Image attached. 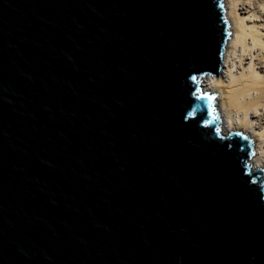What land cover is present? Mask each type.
I'll return each mask as SVG.
<instances>
[{
	"label": "water",
	"instance_id": "1",
	"mask_svg": "<svg viewBox=\"0 0 264 264\" xmlns=\"http://www.w3.org/2000/svg\"><path fill=\"white\" fill-rule=\"evenodd\" d=\"M229 34L222 0H0V264H264L200 86Z\"/></svg>",
	"mask_w": 264,
	"mask_h": 264
},
{
	"label": "bare ground",
	"instance_id": "2",
	"mask_svg": "<svg viewBox=\"0 0 264 264\" xmlns=\"http://www.w3.org/2000/svg\"><path fill=\"white\" fill-rule=\"evenodd\" d=\"M225 1L232 35L218 78L201 77L203 90L219 93L226 119L222 135L253 130L258 145L256 163L250 168L254 172L264 165V0Z\"/></svg>",
	"mask_w": 264,
	"mask_h": 264
},
{
	"label": "rangeland",
	"instance_id": "3",
	"mask_svg": "<svg viewBox=\"0 0 264 264\" xmlns=\"http://www.w3.org/2000/svg\"><path fill=\"white\" fill-rule=\"evenodd\" d=\"M222 5H223V10H224V13H225V17H226V20H227V22H228V25H229V30H230V34L232 35V33H231V21L228 19V17H227V15H226V12H227V5H226V1L225 0H222ZM230 35V36H231ZM222 62V61H221ZM219 72H220V69H219ZM202 77V76H201ZM200 77V86H201V92H203L204 94L205 93H207V94H209V95H212V96H214L215 97V99H214V109H215V111H216V113L218 114V116H219V118H220V120H221V123H220V125H219V129H220V134H221V136H223V137H225L226 135H222V134H224L223 133V128H224V123L226 122V119H225V115H224V113H223V108H222V106H221V102H220V96H219V93H214V92H212V91H205V90H203L204 89V83H202V78ZM204 84V85H203ZM250 131V130H249ZM247 131V132H245V131H236V132H238V133H241V134H243V135H245V136H247L250 140H251V142H252V146H253V151H254V156L256 157V155H257V153H258V150H257V142H256V138L254 137V134H253V130L252 131ZM257 152V153H256ZM254 156L249 160V164H250V168H252L253 166H254V164L256 163L254 160L255 159H253L254 158ZM264 165H259V167L257 168V170L258 169H262L263 171H264V167H263Z\"/></svg>",
	"mask_w": 264,
	"mask_h": 264
},
{
	"label": "snow or ice",
	"instance_id": "4",
	"mask_svg": "<svg viewBox=\"0 0 264 264\" xmlns=\"http://www.w3.org/2000/svg\"><path fill=\"white\" fill-rule=\"evenodd\" d=\"M209 98L212 99L213 97L210 96Z\"/></svg>",
	"mask_w": 264,
	"mask_h": 264
}]
</instances>
